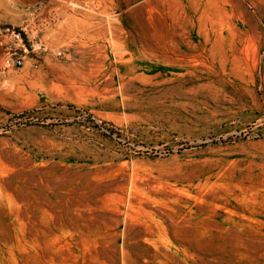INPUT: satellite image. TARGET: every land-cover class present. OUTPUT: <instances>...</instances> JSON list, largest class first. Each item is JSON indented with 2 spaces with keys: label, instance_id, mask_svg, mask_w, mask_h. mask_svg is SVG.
I'll return each instance as SVG.
<instances>
[{
  "label": "rangeland",
  "instance_id": "obj_1",
  "mask_svg": "<svg viewBox=\"0 0 264 264\" xmlns=\"http://www.w3.org/2000/svg\"><path fill=\"white\" fill-rule=\"evenodd\" d=\"M0 264H264V0H0Z\"/></svg>",
  "mask_w": 264,
  "mask_h": 264
},
{
  "label": "built area",
  "instance_id": "obj_2",
  "mask_svg": "<svg viewBox=\"0 0 264 264\" xmlns=\"http://www.w3.org/2000/svg\"><path fill=\"white\" fill-rule=\"evenodd\" d=\"M58 54H60V52ZM22 63H23V57L21 56H16V57L7 56L4 59V66H9L11 64L19 66Z\"/></svg>",
  "mask_w": 264,
  "mask_h": 264
}]
</instances>
